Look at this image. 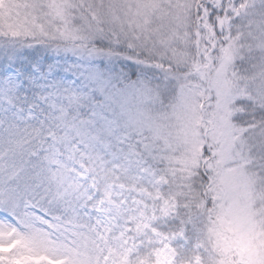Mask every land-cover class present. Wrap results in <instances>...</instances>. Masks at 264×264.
Masks as SVG:
<instances>
[{
  "label": "snow or ice",
  "instance_id": "6c2138e0",
  "mask_svg": "<svg viewBox=\"0 0 264 264\" xmlns=\"http://www.w3.org/2000/svg\"><path fill=\"white\" fill-rule=\"evenodd\" d=\"M0 264H264V0H0Z\"/></svg>",
  "mask_w": 264,
  "mask_h": 264
}]
</instances>
